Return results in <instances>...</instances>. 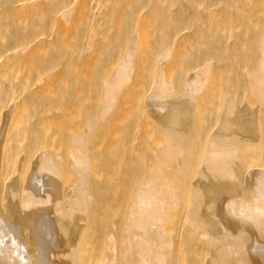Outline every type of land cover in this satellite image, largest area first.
Returning a JSON list of instances; mask_svg holds the SVG:
<instances>
[{
    "label": "rangeland",
    "instance_id": "rangeland-1",
    "mask_svg": "<svg viewBox=\"0 0 264 264\" xmlns=\"http://www.w3.org/2000/svg\"><path fill=\"white\" fill-rule=\"evenodd\" d=\"M207 1H209V3ZM236 1H238V0H235V2H234V0H230V1L229 0H227V1L226 0H205L204 2H206L207 4H214L213 10H212L213 13L211 11V13L206 14L208 17L207 16H201V17H203V18H201L200 15H195L197 10H196V5L193 3V0H174V1H172V3L174 4V8H180L179 9L180 11H181V9H183L181 12L180 11H174V12H169V14H168V12H166L165 14H167V15H165L163 17L160 16L161 19H159L157 21V23H155L153 21L156 19L153 17V19H152L153 22L151 21L152 23L151 22L148 23L149 26L147 25V28H145L142 31L144 38H143V41H141L140 46L137 48L138 54L136 55L137 58L135 57V60H134V65H135L134 67L135 68H134L133 73H132L131 81L126 86H124V88L122 89L123 91H120V94L119 93L117 94L115 101H114V105L112 104L113 108L111 107V109H109V112L107 111L106 116L102 115V116H104V118L101 117V114H103V109H102V108H104L103 102L106 100L105 99L106 97H104L105 96V91H104L105 87L107 86V82L110 81L109 79L111 78V75L114 74L113 70L115 71V68H117L116 65L118 63L117 62L118 58L120 57L119 53L121 52V49L124 48L125 45L128 44L129 40L134 37L137 30L141 29V27H143L141 24H138V22L135 24L133 23V24H128V25L124 26V28L120 29V31L118 32L119 37L112 39V40L110 39L109 43L106 42L102 46L100 45L101 47L95 48L94 50H97V51H95L93 54L92 53L89 54L88 51H85L84 50L85 47H83V49H82L85 51V55L83 54L84 51H83V53H81V52L75 53L74 51L71 52L72 50H70V53H69V51H68L67 55H68V59L71 58L70 60H67V55H66V57H63L60 59L54 58L53 53H56V51L58 50L60 45H62L60 43H63L62 40H60L61 38L58 37V39L55 40V45H53V46L48 45L49 47H51V48H48L49 50L44 49L46 52V53L44 52V56L46 54V56L49 58V59L47 58L48 61H47V59H46V61H43L45 59L41 57V56H43V54L41 55V53H40V55H38L35 58L30 59L28 61V68H24V67H27V62L24 63V65H23L24 67L22 66L23 67L22 70H23L24 74L19 73L22 75L21 77L17 74L18 72H21V71H17V72L15 71L16 74L19 76V77L15 76L16 78L17 77L23 78L24 76L26 78L27 73H30V71L32 72L31 74L33 76V73L38 70V69L36 70L35 68H33V66L35 67L37 65V66H40L39 67L40 72H43V71L45 72V73L43 72L44 75L43 74L41 75V73H40L41 78L42 77L44 78V76H45V78L42 79V82L40 83V85H42V86L41 87L39 86V88L37 89V92L35 91V93H34L32 91L33 92L32 93L31 91H29L27 89L29 91L27 94L26 93L27 87H24V89H23V90H25L24 94H23L25 97H23V95H21V97H23L21 99H24V102H25L24 104H27V103L28 104L25 105L27 109L24 108V105L22 106V108L25 109V110L22 109L25 112V114L23 112V114L21 113L22 115L20 114V116L24 119H22L20 116H18V118L19 117L21 118V121L23 120L20 125L18 124L21 129H19V126H17L18 128L15 127L14 130H12V131H15V134L13 133L12 135H10V136H12V137H10L11 141L9 140L11 143L8 141L9 146H10V144H11V146H10V151H9V149L7 151V155H8V152L12 153V155L9 153V158L10 159L13 158V159L10 160L11 164H10V162L7 163V165H9V166H6V168H8V169L5 168V170H7V171H5V172H7V174H5V177H4L5 183H7L8 181H10V183H11V180L13 182L19 174L20 175L26 174L25 178H27L28 176H30L33 173V171H34L33 166H35V163L37 161H39L38 158H40V155L42 152H44V151L48 152L49 150L51 152L56 151L55 153H58V156L60 155L58 157L60 159V162H58L60 164L59 166H60V168L64 169V170L62 169L64 171V173L60 177V179L63 180L61 182L63 184V185L61 184L63 188L61 187V189H60L61 191H57V193H55L54 195H51L50 197H51V199L53 198V196L58 197V198H60V197L63 198L62 196L64 195L65 190L67 188L69 190L71 188V185L73 184V182L77 183L79 180V178L77 176H75V174H76L75 169L72 168L73 166L70 164V154L71 153L69 150L70 147H69L68 143L70 144V142H71L70 139H72L73 133L76 134L77 131L80 132V130H81V132H84L86 129L88 130V131L87 130L85 131V135H87L86 137H88L87 140L89 142H87V143H90L89 145L88 144L87 145L90 148V150L88 148V150H89L88 156L90 158L89 160H91L90 161V165H91L90 170L92 172L89 171V173L91 172L90 174L88 173V176H90V177H87V178H89V181L91 180V184L88 181L89 188H90V185H91V189L93 186L92 190L89 189V191L92 192V194L90 193V195H91V200H92L91 202L93 204L90 202V204L88 206L89 207L88 210L85 209V210H87V213L84 212L85 210L84 211L82 210L83 212L80 211L81 210L80 208L79 209L73 208V211H74V209L78 210V211L76 210L77 213L74 211L75 212L74 214H79V215H76L75 219H74V217L72 218L73 220H75L74 223L71 219L69 220L73 224V225L71 224L72 227L75 226V223L77 225V222H78V224H80L81 220H82L83 224L81 223L80 227L79 226H75V227H79L81 229V228H83V227H81L82 225L84 226V228H85V225H86V227L88 225L87 228H89V229H86V231L84 230L85 234L82 233V235H80V234L78 236L76 235L77 237H80V239L83 238L82 243L84 245H81V244L79 245V247L82 246L84 248V249L82 248V251H81V253H83L81 255L84 257L83 262L85 261V258L86 259L88 258L85 261V263H87V264H90V263L103 264L104 260H106V259L112 260V258L113 257L115 258V256H116L117 257L116 258V264H128V263L131 264V262H133L132 264L135 263V261L138 258L137 254H135L136 252L135 253L128 252V254H127V251H129V250H128V247L125 248L127 245L125 244L126 242H124L126 240V238L128 237V234H127L128 232H126V230H125L126 229L125 228L126 227L125 222L127 223V225H129L128 224L129 221L128 222L126 221V219H129L127 214L130 215V213H131L130 210H131V207L134 205L133 201H135V200H132V199H135L132 197L134 196V194H137L139 192V189L141 188L140 184H143L145 179L149 178L150 173L154 172L153 170H155V166H157V168H158V169L156 168L155 171H159L160 167H158L159 164H157V163H159L162 160H163L162 161L163 164H161L162 165V169H161L162 171L159 174H157L160 177L159 181L162 180L161 179L162 172H164L166 174V176H171L170 173H172L174 171L172 168H174V166L175 167L179 166L180 161H181L180 166H181V164H182V166H181V168H179L180 166L177 167L178 170L179 169L181 170V171H179L180 174L176 175V173H175V175L177 177H175L174 175L173 176L175 177V179L177 178V180L179 181L180 178L183 179V177L186 175L185 176L186 178H184V180L182 182L179 181V183H181V184L176 182L177 186L175 185L177 188L179 186H181L178 189L176 188L177 192H179L180 189H182V192H183L182 195L180 193V195H179L180 197L178 196L179 197L178 200L180 199L179 200L180 204L178 203L179 208L177 206H175L177 208H176V211H174L175 209L173 207V209H172L173 211H171L172 218L170 217L166 221V223L168 222L167 225L164 226V227L168 228L171 231V233H173V236H174L175 231H176V237L174 236L175 238H177L181 234L179 236V240L175 241L178 243L172 244L173 247H175V245H176L175 248H177L176 250H175V248H171V250H172L171 253H173L174 255L171 254L169 261L165 262V264H171V263L172 264H180L181 262H182L181 264H186V263L188 264L190 262L192 264H195V263L197 264L198 258L202 257L203 259L200 258V260L205 261L206 260L205 258H209V256L213 255L214 252L216 253L217 249L216 250L214 249V248L218 247V244H216L218 242H216V240L220 241L216 238L217 236L215 237V234L210 233L211 236L213 235L214 238H216L215 239V242H216L215 245H217V247H214V246H212L214 244L213 236H212L213 239H210L211 238L210 234H209V236L207 235L206 237H202V236L200 237L199 233H198L199 230L195 231L194 230L195 228L194 229H192L193 227L190 228L189 226H191V224L186 223V225H185V222H182L183 221L182 218H183V216H185L183 213L187 212L185 209L189 210L190 209L189 206L193 202V201H191L192 200L191 198L193 196L191 194L192 191L189 190L191 192H188V190H186V188H188L191 183L198 182L197 178H198V180L199 179L201 180L203 178L201 173H200L201 172L200 168H202V171H203L204 168H206L204 166L207 165L206 164L207 158H205V157L208 155H206L207 151L205 149L208 150V148H206L205 146H207V147H209V145L211 146L210 143L212 141V137L217 136L216 134L220 133V131L223 132L220 134L226 133L225 136L230 135V137H227V140L232 138L234 135V137L232 138L233 140H235L236 137H237V139H240L242 137V141H243V139L245 137V140L251 142L249 144V143H246L247 141L244 140V143H245L244 144L243 142L240 141L241 143H240V145H238L239 148H237L239 161L242 157H244V156L246 157L248 154L252 155V153H255V156H254V154L252 156L250 155L249 156L250 158H248V156H247L246 161L244 160L245 159V157H244V159H243L244 163L240 162L241 163L240 164L239 161H237L238 156H236L237 158L235 157L237 159L235 161H237V162L233 161V162H231V164L229 163V165H231V166H232V163H233V165L235 164V166H234L235 168H236V165L240 164L243 167V169L245 168L246 174L244 175V173H245L244 170L242 172L240 170V169H242V167L240 168V166L238 165L239 167H237L238 171H236V173L238 174L240 172V174L238 177H235V178H237V180H240L239 178H241L242 180H241V182L238 181L239 185L237 184L238 185V187L236 188L237 190L234 191L233 188L231 187V190H233V191L230 192L229 195H227V199L226 200L224 199L223 203L220 202L221 200H218V202H220L218 204V202L215 201L214 197L215 198H218V197L222 198L223 195L219 194L220 191H219L218 184L221 187L220 189L228 190V188L230 187L229 178L226 177L225 181L223 180L224 182H222L221 180L219 181V178H223V177L225 178V176L217 178V176L215 175L214 178L216 177L217 179L215 178V180H218L219 183L217 181L210 180L208 178L210 180V183H209V180L204 177L206 179L205 183L208 182L209 184L208 183L205 184V187H207L208 190H207V188H204V189H206V192L204 189L203 190L205 192V195H207V196L209 195L208 196L209 200H213V201L207 203L206 201H209V200H206L207 199L206 197H205V199L201 198V199H204V202H202L203 200H201V202H202V203L200 202L201 205L206 207V208H204L205 210H207V208H208L209 212H210V209L212 210V208L214 210V207L217 205L222 204L221 207L222 206L223 207L220 208L217 206L216 210H214V211L212 210V212H214L213 214H215V211L217 212L216 214H217V216H219L220 219H218L217 216L215 218V215H214V217H212L213 214H212V216L209 215L210 217L206 218V216H208L207 214L209 213L206 211L207 214H206V216L205 215L204 216L207 219V221H205V220H203V221H205V223L209 222V223H211V225H213L212 223H214L213 227H215V224L218 225L219 223L224 222V223L219 224L221 226V228L220 227H218V228H220V231L221 230L224 231L225 227L228 228L223 233L227 234L226 238L231 237L230 236V230H229L230 229V224H229L230 223V217H229L230 212L226 211L227 209L225 207L227 205V202L229 201L228 198H231L232 195H234V196L237 195V193L238 194L240 193V195L241 194L247 195L248 191L246 190V188L249 187V180H247V173L249 174L248 171L250 170V172H251L252 169L257 170L258 168L264 169V166H263L264 165V160H263L264 159V100L263 99L264 98L263 99L261 98L262 100H260L258 98L259 96H257L258 94L256 93V91L253 92V89L251 90V88H252L251 85L253 84V81L255 80V77L251 76V75H253L254 72L257 71V68H258L257 64H258V62L260 63V61H258L260 59L259 54H260V56H262L261 53H262V47L263 46L260 42L264 41L263 40L264 39L263 38V36H264V27H263V24H264V0H254V2H253V0L252 1L249 0V2L245 1L244 2L245 7L243 6V8H245L246 11H244V9H243V12L246 15H244V16L242 15L243 17L238 14L239 12H237V11H240L239 7H238L239 4H240V8L243 4H241V1L240 2L238 1V4H237ZM228 2H230V4L232 3L234 6L232 4L229 5ZM227 3H228V5H227ZM235 6H237V7H235ZM225 9H226V11H225ZM224 12H226L227 14ZM228 13L231 14L230 17L232 18V20H230V21L232 22V24L229 23V20H228L229 17L228 16L230 14H228ZM240 13L242 14V12H240ZM151 15L153 16V13H151ZM201 15H202V13H201ZM203 15H205V14L203 13ZM244 17H245V20H243ZM200 18L201 19L208 18V22L206 19H205V21H203V20H200ZM219 19H221V21ZM224 19H225V21H223ZM199 20H200V22H199ZM201 21L205 22L206 25L207 24H210V26L212 25L211 26V29L213 28L212 31L209 29L210 31L207 32L206 27L204 28V25L202 24L203 22H201ZM245 21H248V24ZM259 21H260V23H258ZM236 22L238 25H236ZM249 22L250 23L253 22L252 23L253 27H252V25H250ZM78 23L76 25L79 29L76 28V25H73L74 28H72V30L74 31V30L78 29L79 31L78 30L77 31L79 34L78 33H77L78 35L75 34V32H77V31L72 32L75 35V37H74L75 39L72 37V39H70V41L72 40V42L74 44H76V42H77V44L81 43V45H82V43L85 41L84 40L85 35L83 37V41L80 42L81 39H80L79 35L83 36V33L81 32V30L82 31H84V30H83V26L80 29L82 22L80 21V23L79 24ZM243 23H244V25H243ZM245 23H246V25H245ZM256 23L258 26L256 25ZM240 24H241V26H240ZM228 25H230V27H228ZM249 25H250V27H252L251 29H250ZM259 25L261 27H259ZM254 28H255V30H254ZM256 28H257V30H256ZM201 29H203V30L201 31ZM238 29L241 31H239ZM70 30L71 29L69 28V31ZM199 30L201 31L200 32V34H202L201 36L198 35ZM69 31H68V33L65 32V34L67 33L68 36L70 34ZM237 32H240L239 33L240 36L239 35L237 36ZM85 33L87 34V32H85ZM70 35L72 36V34H70ZM64 36H62L63 40H64ZM76 36H78V38ZM82 36H81V38H82ZM202 36H204V38H206V39H204V38L202 39ZM198 38H200V39H198ZM171 40L173 43L171 42ZM70 41H68V42H70ZM69 44L71 46V43H69ZM77 44L72 45L73 50H74L75 46L78 47ZM259 44H260V46H259ZM78 45H80V44H78ZM80 46H79V49H81ZM170 46H172V53L168 58L165 59L163 57H164L166 51L170 48ZM260 49H261V51H259ZM75 51H76V49H75ZM122 52H123V50H122ZM77 54L79 55V57ZM120 54H122V53H120ZM69 55H71V57H69ZM82 56H84L85 58H83ZM38 57H41V58L38 59ZM34 59H35V62H34ZM115 60H116V62H115ZM30 61L31 62L33 61V62L31 63ZM209 63H210V66L212 65L210 68L211 71L209 72L210 75L208 74L207 80L205 81L206 82V84L204 85L205 89L203 88V90H201L202 92L201 91H200L201 93L199 92L200 94L197 93L198 95H195V98L193 97L194 98V103L192 106V108H194V109H192L193 112L190 111L189 115H187L185 113L183 114L182 112H180V115L178 114L177 116L178 117L181 116V117H179V119L180 118L181 119L178 122L176 120L171 125L170 124L171 122L168 120L169 110H171L172 107H173V109L175 107H177L179 105L178 102L183 101L185 99L184 97L187 98V95H189V93H190V91L188 93H186L187 90H185V89L183 91V83H185L186 80H188L190 78V76L193 74L194 71L198 70L196 68L203 69V67L205 68V65L206 64L208 65ZM162 65L166 66V67L165 66L163 67V70L165 68H166V70L168 69V71L164 70V77H165V78L163 77L164 81L169 83V85H171V87L173 89H171L170 92L165 93L167 95V97L166 98L163 97L164 100H161L163 95L161 96V98H159V100L157 102L158 103L157 106L159 108H157V109H158L159 113H160V111L162 113H160L161 115H159L160 117H158V115H157L158 112L156 110H154V112H153L151 110V108L150 109L148 108V105L150 104V102H152L151 100L154 101V100L158 99L156 97H155L156 99H154V96L155 95L157 96V94H158L157 90H156V85H157V82L159 81L158 78L161 75L160 72H162V68H161ZM254 65L257 66L256 69H255ZM114 66H115V68H114ZM45 67H46V69H45ZM254 69L256 71H254ZM187 72H188V74H187ZM189 73H190V75H189ZM16 74H12L11 77L13 75H16ZM31 74H29V75L31 76ZM36 74H38V71ZM34 75H35V73H34ZM255 76H256V74H255ZM12 78H14V77H12ZM181 91H183V92H181ZM184 92L187 95H185ZM182 93H183V95H182ZM33 94H34V96H33ZM165 94H164V96H166ZM27 95L28 96L31 95L32 98H30V96L28 97ZM33 97H35V98H33ZM168 97H169V102H168ZM29 99L31 100L32 104H34L36 102L34 107L37 106V109H36V107L34 109V107H32L33 105L30 107L31 104H30ZM33 99H35V100H33ZM185 100H187V99H185ZM196 100H197V102H196ZM175 101L177 102L178 105L174 104ZM183 102H181V103L179 102V103L182 104ZM229 102H231V104H229ZM40 104H42V105H40ZM183 104H182V106H183ZM170 105H171V107H170ZM231 105H232V107H231ZM179 106H178V108H180ZM38 107L40 108V111H38L39 110ZM28 109H30V110H28ZM32 109L36 110L35 111L36 113L38 112L36 117H34L35 116V112H34V115L32 118L33 122H31L32 119H31V121L29 120V118H31L30 114H32L34 111ZM164 109H165V111H164ZM251 109H253L254 111ZM257 109H259V111ZM44 110H45V112H44ZM148 110L153 112L152 113L153 118H151L152 117L151 113H150V111L148 112ZM255 110H257L258 113H256ZM235 111H238L237 113H240L239 115H241V116L243 115L242 117H245L244 118L245 122L242 121V123H241V120H243V118L240 117L241 118L240 119L237 113H236V117H234ZM251 111L255 112L256 115H254V113H252ZM232 112L234 113V115H232L233 114ZM26 113L29 115V118H28V116L26 117V115H27ZM227 113L229 116H230V114L233 116V117L230 116L232 119H229L230 117L227 118V116H228ZM107 114H108V116H107ZM154 114L157 115V117L159 119L156 118ZM24 115H25V117H23ZM252 115H254V116H252ZM164 116H165V119H163V118L161 119V117H164ZM246 117L247 118L249 117L248 121H247ZM255 117H257V118H255ZM20 118H19V120H20ZM101 118H102V120H101ZM41 119L43 121H41ZM51 119H54L53 120L54 122ZM36 122H38V123H36ZM91 122H93V123H91ZM48 124H51V125L48 126ZM91 124H93V126H90ZM241 125H244V126L242 127ZM34 126H36V127H34ZM97 126H98V128H97ZM234 126H235V128H234ZM49 127L51 130L49 129ZM33 128H35V129L33 130ZM165 128H166V131H168L169 128H171L170 129L171 132H173V130L176 128L174 130L173 134L176 133L175 138H177V140H179V138H181L179 141L171 142L176 146V148H172L173 145H171L170 143L168 146V141L166 143L167 137L165 135V132H166ZM255 128H257V130H259L260 132L258 131L259 133L258 132L256 133L257 130ZM18 129L21 131H19ZM44 129L47 130L50 134H53V137H50L52 135H50L48 133V136L46 138H39V136L41 137L43 131H45ZM187 129L188 130L190 129L189 130L190 132H188ZM240 129H241V131H239ZM178 130H180V131H178ZM17 131H18V133H17ZM41 131H42V133H40ZM184 131L186 132V134ZM238 132H240V135L243 133L241 135V137H240ZM26 133H28V134H26ZM180 133L181 134L184 133L186 136H187V134H189L188 136H190V138L187 136L188 139H186L185 135H184L185 137L182 138ZM235 133L238 134L239 136H237ZM19 134H21V135H19ZM36 134H38V135L36 136ZM179 134H180V136H179ZM213 134H214V136H213ZM261 134H262V136L260 137L259 135H261ZM28 135H30L31 136L30 138L33 140H31ZM164 136H165V138H164ZM248 137H249V139H248ZM259 137L261 138L260 142H259V140H260ZM20 138L21 139L23 138V139L20 140ZM250 138H251V140H250ZM253 138L254 139L259 138L257 140V143L259 142L261 144L260 145V146H262L261 148L259 145L255 146L256 144L251 145V144H253V142H256V140H254ZM210 139H211V141H209ZM232 139H230V140H232ZM28 140H29V142H28ZM68 140H69V142H67ZM185 140L187 142H185ZM180 141L183 143H181ZM179 142L181 144L177 145V143L179 144ZM113 144L114 145L116 144V145L114 146ZM98 145H100L102 148L99 147ZM103 145H106V146H103ZM165 145H166V147H165ZM14 146H15V148H13ZM252 146H254V148ZM7 147H8V145H7ZM178 147H179V149H178ZM168 148H169V150H172V149H174V150H172V151L168 150L166 152V150ZM175 149H176V151H175ZM183 149H185L186 152L190 151L191 154H190V152H188V154H190V155H188L186 152H185L186 153L185 155L181 154V153L179 154L178 151H182ZM250 149L252 150V152ZM96 151H98V152H96ZM25 152H28V153H25ZM174 152H176L175 154L178 153L180 155V157H179V155H175ZM239 152L241 154L244 153L243 156L240 155ZM246 152H248L247 155H246ZM24 154H26V155L28 154L25 162H24V158H25ZM173 155H175L176 158L172 157ZM182 155H184V157H182ZM235 155H236V153H235ZM260 155L263 158H261ZM240 156H241V158H240ZM159 157H161V158H159ZM28 158H29V160H28ZM105 158H108V159H105ZM157 158H159L161 160H159ZM179 158L181 160H179ZM183 158H184L185 162L183 161ZM14 159H15V161H14ZM21 159H23V162L21 161ZM111 159L113 162L111 161ZM18 160H19V162L21 161L22 164L25 163L26 165L29 161L28 167L26 166L27 168L24 165V169L25 168L27 169V170L25 169V171H24L25 173H23L24 169L21 170L22 168H20L22 173L19 171V169L17 167L20 165L19 162L17 165ZM34 160H35V162H34ZM243 160H242V162H243ZM26 161H27V163H26ZM176 161H179V162H176ZM164 162H166V163H164ZM260 162L261 163L263 162V165L260 164ZM185 163H186V165H185ZM256 163H257V165H255ZM22 164L19 167H23ZM103 164H105V165H103ZM204 164H206V165H204ZM242 164L245 166H243ZM247 165H248V167H247ZM259 165H261V166H259ZM67 166H70L71 170H70V167H67ZM107 167L109 168V170ZM170 167H171V169H170ZM256 167H258V168H256ZM16 168H17V170H16ZM30 169L32 170L31 171L32 173L30 172ZM177 169H175L176 172H177ZM69 170H70V172H69ZM171 170H173V171H171ZM17 171L19 172V174ZM8 172H9V174L11 173V175H9ZM27 172H28V176H27ZM164 173H163V176L165 175ZM208 173L211 174L210 172H208ZM93 174H94V176H93ZM172 174H174V172ZM241 174H242V177L244 175L243 178L240 177ZM64 175H65V177H64ZM181 175H184V176H181ZM212 175H214V174H212ZM6 176L8 179L6 178ZM53 176H55V175H53ZM55 177H57V176H55ZM75 178L76 179L78 178L77 182H76ZM204 178H203V180H204ZM235 178H234V180H236ZM55 179H58V181H59L58 177ZM211 179H213V177ZM66 180H67V182H66ZM246 180L248 181V183ZM211 181H212V184H211ZM226 181H228L227 183H229V184L226 185L225 184ZM71 182H72V184H71ZM214 182H217V183H215V186L213 185ZM245 182H246V184H244ZM67 184H69V185H67ZM210 186H211V188H210ZM138 187H140V188H138ZM241 189L243 191L246 190L247 191L246 194L242 193ZM96 190H98L99 194ZM209 190L211 193L213 191L214 192L216 191L215 193H218V195L215 193H212V194H214V196H212V194L210 196V194L207 193V191H209ZM204 192H202V193H204ZM60 193H62L63 195ZM56 194L59 196H57ZM50 197H49V199H50ZM134 197H136V196H134ZM210 197H211V199H210ZM58 198H56V199H58ZM214 201H215V203H214ZM53 203L51 202V206H49V207H53L52 206ZM204 203H205V205H203ZM211 203H213V206H209ZM48 204L49 203H47L46 205H48ZM67 204H69V203H67ZM70 205H72V204H70ZM116 205H117V207H116ZM55 206H57V205L55 204ZM210 207H212V208H210ZM79 211L81 214L79 213ZM218 211H220L221 214ZM223 212H225V213H223ZM91 213H93V214H91ZM99 213L102 215H100ZM219 214L221 215V217ZM58 215L60 216L61 213L55 212V214L52 213L51 216H53V217L56 216L57 219H59ZM179 215H181L182 217ZM85 216L87 219L85 218ZM173 216H175V218ZM63 218H64V215H63ZM63 218H61V219L63 220ZM65 218H64V220H66ZM205 218H201V219H205ZM209 218H211V219H209ZM213 218H215L216 220L218 219L220 222L216 223V221ZM67 220L64 221V223L60 220L61 221L60 223L61 224L63 223L62 225L65 229L67 227V226H65V222H66V225H67V223H69V224L71 223V222H67ZM84 221H85V224H84ZM86 223H89V224H86ZM166 223H164V224H166ZM205 223L203 222L204 225H205ZM209 223H208V225H210ZM224 224H226V225H224ZM184 225L186 226V228L184 227ZM217 225H216V227H217ZM192 226H193V224H192ZM194 226L196 227L195 224H194ZM222 226H224V229L222 228ZM127 227H129V226H127ZM198 227H200V226L198 225ZM205 227H207V225ZM205 227H204V229H205ZM211 227L209 226L208 229L212 230ZM68 228L71 229V226ZM189 228L191 230H188ZM65 229H64L65 233L61 232V234H60L61 235L60 238L63 241H62V248L59 249V251L61 253L63 252L65 255H63L59 252V254L57 255L58 257L55 256V257H53V259H55L57 257L56 258V260H57L59 258V255H61L60 258L58 259L59 261L69 262L72 260V257L67 256L66 254H68V253H65L66 250L69 248L67 245L68 243H66L67 240H65V239H67V237H65V234L68 231H65ZM213 230H215L214 232H218V231H216L215 228ZM168 231L166 229V234L170 233V231L169 232ZM180 231H182V232H180ZM245 231H246V229H243L242 231H240V234L241 233L244 234ZM125 233H126V235H125ZM177 233H179V234H177ZM218 233H220V232H218ZM62 234H64V235H62ZM109 234L110 235L112 234L111 236H113V238L115 237L113 239V244L115 247L117 246V249L115 248V250H117L116 252L113 251L112 248H110L109 240H108L110 237ZM220 234H222V233H220ZM225 234L223 236H226ZM68 235L69 236H75L74 234H72V235L67 234L66 236H68ZM106 235H107V237H106ZM124 235L126 236L125 240H123ZM63 236L65 237L64 239L62 238ZM170 236H172V234L171 235L168 234V236H165V232H164V238L167 239V240H165L166 242H169V241L171 242V241L175 240V238L173 236L172 237H170ZM207 237L208 238L210 237L209 240ZM242 237H244V238H239L238 243L239 242L245 243L247 241V238L245 236L242 235ZM104 238H106V240ZM172 238H173V240H172ZM89 239H91V241ZM69 240H70V238H69ZM84 240H86V242H87V243L85 242L86 244L84 243ZM89 241H90V243H89ZM210 241H211V243H210ZM114 242L116 243V245ZM193 242H195V243H193ZM206 242H208V243H206ZM220 242H222V241H220ZM106 243H107V246H106L107 248L104 246ZM121 244H123V245L125 244V245L123 246ZM195 244H196V246H195ZM64 245H66V246H64ZM209 245H211L212 248L208 247ZM219 245L221 246V244H219ZM108 246L111 249V251L108 248ZM186 246H188L187 249H185ZM231 246L233 247V245H231ZM182 248H184V249H182ZM212 249H214V251ZM235 249H237L236 246H235ZM244 249L245 248H242V249L240 248L241 251L242 250L244 251ZM83 250H85V251H83ZM181 250L183 253H181ZM232 250H234V247L232 248ZM124 252H126V253H124ZM192 253H193V255H192ZM194 253L197 254V255L195 254L197 258L195 257ZM200 253H201V255H200ZM175 254H176V256H175ZM206 254L209 256H207ZM82 256H81V258H83ZM123 256L127 257V258L124 259ZM63 257L64 258L69 257V258H71V260L70 259L65 260V259H63ZM185 257L187 258L186 260L184 259ZM188 259L190 262L188 261ZM192 259H193V261H192ZM170 260H171V262H170ZM206 261H205V263H206ZM203 262L199 261V263H201V264Z\"/></svg>",
    "mask_w": 264,
    "mask_h": 264
},
{
    "label": "bare ground",
    "instance_id": "bare-ground-1",
    "mask_svg": "<svg viewBox=\"0 0 264 264\" xmlns=\"http://www.w3.org/2000/svg\"><path fill=\"white\" fill-rule=\"evenodd\" d=\"M172 1H174V0H0V264H81L83 262V260H84V257L81 255V254H83V253H81L83 247L80 246L81 247L80 248L79 245L80 244L84 245V244L82 243V239L83 238L80 239V237H77V236L79 234L82 235V233L85 234L86 229H89V228H87L88 225H87V227L85 225V228H84L83 225L81 226L83 228H81V229L79 228L80 224L81 223L83 224L82 220L81 221L79 220L81 222L80 224H78V222H77V225H76V223H75V226H79V227H75V226L72 227L73 224H72L71 221H69L71 219L73 221V223H74L75 220H73L72 218L74 217V219H75L76 215H79V214H74L76 212V210L79 209V208L81 209L80 211H82V210L84 211L85 209L88 210V208H89L88 206H89L90 202L92 201L91 200V195H90V193L92 194V192L89 191V189H91V185H90V188H89V184H88L89 178H87V177H90V176H88V173H89V171H91L90 170V166H91L90 165V161L91 160H89L90 158L88 156L89 155L88 152L90 150L88 145L90 143H87L89 141L87 140V138H88V137H86L87 135H85V131L87 129L84 132H81V130H80V132L77 131L76 134L73 133V135H72L73 137H72V139H70L71 142H70V144L68 143V145L70 147V148L69 147L68 148H69L70 153H71L70 154V164L73 167L71 165L70 166L75 169V172H76L75 176H77L79 178V180H78V178L77 179L75 178L76 182H77V180H78V182L74 183L72 181L73 184L71 182V184H72L71 188L69 190H68V188L67 189L65 188L66 190L64 192V195L62 194L63 192L60 193V194L63 195L62 196L63 198H61V197L58 198V197H54L53 196L54 199L53 198L51 199V197H50L51 195H54L55 193H57V191H61L60 189H61V187L63 185L61 183L63 180H61L60 177L63 175V173H64L63 170L64 169L60 168V166H59L60 164L58 163V162H60V159L58 158L60 155L58 156V153H55L56 151H54V150H53L54 152H51L49 150L48 152L44 151V152L41 153L40 158H38L39 161H37L35 163V166L32 165L34 167L33 168L34 169L33 173L31 172L32 170L30 169V172L32 173L30 176H28V172H27V176L28 177L25 178L26 174L25 175L24 174L20 175L19 172L17 171L19 175L15 178V180L13 182L11 180V183H10V181L5 183L4 177H5V174H7V172H5V171H7V170H5V168H6V166H9V165H7V163H9L10 160L13 159V158H11V159L9 158V153L10 152H8V155H7V151H8V149L10 151V146H11V144L9 146V142L11 141L10 137H12L10 135H12L13 133L15 134V131H12V130H14L15 127L18 128L17 126H19L22 123L23 120L21 121L22 117L20 116V114L21 113L23 114V112H24L23 110L27 109L25 105L28 104V103L24 104L25 103L24 99H21V98L25 97L23 95L25 90H23V89H24V87H27L26 88V91H27L26 93L27 94H28L29 91H31V92L33 91L35 93V91L37 92V89L39 88V86L40 87L42 86V85H40V83L42 82V79L45 78V76H44V78L43 77L41 78V75L43 74V72H44L43 70L44 69L42 70L43 72H40L39 71L40 70V68H39L40 66L36 65L34 67L32 64L31 65L33 66V68H35L36 70L38 69L37 70L38 74H36L37 71L35 70L36 72H34L35 75L33 73V76L31 74L32 72L30 71V73H27V77L26 78H25L24 75H23L24 76L23 78H18L19 76L20 77L22 76L21 74H24V72L22 70L23 67H24L23 66L24 63L27 62V67H24V68H28V61L30 59L35 58L36 56L40 55V53H41V55L43 54V56H44L45 50H49L48 48H51L48 45H50V46L55 45V40H57L58 37L61 38V39L60 38L59 39L62 40L63 43L65 42L64 43L65 45L63 43H60L62 45H60V47L58 48L56 53H53V56L56 59H58V58L60 59V58L66 57L68 51L70 53V50H72L71 52L74 51L75 53H77V52L83 53V51L85 50V51H88L89 54H91V53L93 54L95 51H97V50H94L95 48L101 47L106 42L109 43L110 39L112 40V39H115V38L119 37L118 32L120 31V29L124 28V26H126L128 24H133V23L135 24L137 22H138V24H141L143 27H141V29L137 30V32L134 35V37L129 40L128 44L125 45V47H124L125 49L122 48L121 52L119 51L122 54L119 53L120 57L118 56L119 57L118 61H117L118 63L116 65L117 68H115V66H114V68H115V71L113 70L114 74L112 73L113 75H111V78L109 79L110 81L107 82V86L105 87V90H104L105 91V96L104 97H106L105 98L106 100L104 99L105 100L103 102L104 103V108H102L103 109V114H101V117L104 118V116H106L107 111L109 112V109H111L112 104L114 105V101H115V98H116L117 94L118 93L120 94V91H123L122 89L124 88V86H126L131 81L132 73H133V70L135 68L134 67L135 66L134 65V60H135L136 55L138 54L137 53V48L140 46V43H141V41H143V38H144V36L142 34V31L145 28H147V25L149 26L148 23H150L152 21L153 17L157 19V20L156 19L153 20L155 23H157V21L159 19H161L160 16L163 17V16L167 15V14H165L166 12H168V14H169V12L180 11L179 10L180 8H174V4L172 3ZM204 1L205 0H193V3L196 5V10H197L195 15H200V17L201 16H207L206 14L211 13V11L213 10L214 4H207ZM238 1L239 2L241 1V4H243V5L240 8V4H239L238 7H239L240 11H237V12H239L238 13L239 15H241V16L243 15L244 16V15H246L243 12V9H244V11H246L245 8H243V6L245 5L244 2L245 1L249 2V0H238ZM238 1H236L237 4H238ZM250 1H252V0H250ZM207 2L209 3V1H207ZM234 2H235V0H234ZM253 2H254V0H253ZM228 3H229V5H231L233 2L231 4H230V2H228ZM228 3H227V5H228ZM235 7H237V6H235ZM226 9H225V11H226ZM182 10L183 9H181V11ZM240 12H242V14ZM151 13H153V16L151 15ZM201 13H202V15H201ZM203 13L205 15H203ZM212 13H213V11H212ZM224 13H226V12H224ZM228 14H230V13H228ZM230 16H231V14L228 16L229 17L228 20H229V23L232 24V22L230 21V20H232V18ZM201 18H203V17H201ZM201 18H200V20L205 21V19H206L207 22H208V18H205V19H201ZM200 20H199V22H200ZM219 20L221 21V19H219ZM243 20H245V17H244ZM80 21L82 22L81 23L82 25L80 24L81 25L80 29L83 26V30H84V31L81 30V32L83 33V36L81 35L82 38L79 35V37L81 39L80 42L83 41L84 35H85L86 38L84 37L85 41L82 43V45H81V43H78L82 47L80 45H78L77 42H76L78 47L75 46L74 50H73V46L72 45H76V44H74L72 42V40L70 41V39H72V37L73 38L75 37L74 33H72V32L77 31L79 29L76 24L78 22L80 23ZM203 21H201V22H203ZM223 21H225V19ZM245 22H247V24H248V21H245ZM252 23H250V25H252ZM258 23H260V21ZM202 24L204 25V28L206 27V31L207 32L210 31V30L212 31V29H213V28L211 29L212 25L210 26V24H207L208 25L207 26L205 22H203ZM73 25H76V28H78V29L73 31L72 30V28H74ZM230 25H228V27H230ZM236 25H238L237 22H236ZM243 25H244V23H243ZM245 25H246V23H245ZM250 25H249V27H250ZM256 25H257V23H256ZM240 26H241V24H240ZM252 27H253V25H252ZM252 27H250V29ZM259 27H261V26L259 25ZM263 27H264V24H263ZM69 28L71 29L70 31H69ZM203 29H201V31ZM254 30H255V28H254ZM256 30H257V28H256ZM68 31H69L70 34H72V36L70 34H69L70 37L67 35ZM78 31L75 32L76 35L79 34ZM201 31L199 30V33H198V35H200V36L202 35V34H200ZM239 31H241V30H239ZM65 32H67V33L65 34ZM85 32H87V34ZM239 33L240 32H237V36L239 35ZM62 36H64V40L65 41L63 40ZM204 36H202V39L204 38ZM76 37L78 38V36H76ZM263 38H264V36H263ZM198 39H200V38H198ZM204 39H206V38H204ZM172 40H171V42H172ZM68 41H70V42H68ZM69 43H71L72 47L70 46ZM260 43L263 46L262 47V53H261L262 56H260V54H259V58L260 59L258 58L259 59L258 61H260V63L258 62V64H257V66H258L257 71L258 72L255 70L256 67H257V66H255L256 64L254 65L255 66L254 71H256V72H254L252 70L254 72V74L251 75V76H254L255 80L253 81V84L251 85L252 86L251 90L253 89V92L256 91V93L258 94V95L257 94L256 95L259 96L258 98L260 100H262L264 98V41L260 42ZM79 46H80L81 49H79ZM259 46H260V44H259ZM83 47H85L84 50H82ZM75 49H76V51H75ZM122 50H123V52H122ZM85 51L83 53L84 55H85ZM259 51H261V49ZM171 53H172V46H170V48L166 51V53H165L163 58H165V59L168 58L171 55ZM79 55H78V57H79ZM43 56H41L42 58L45 59L43 61H46V59L48 57L46 56V54H45L44 57ZM41 57H38V59L41 58ZM69 57H71V55H69ZM82 57L85 58L84 56H82ZM48 59H47V61H48ZM70 59L71 58L68 59V55H67V60H70ZM34 62H35V59H34ZM115 62H116V60H115ZM164 66L163 65L161 66L162 72H160L161 75L159 76V78H158L159 81L157 82V85H156V90H157L158 94H157V96L156 95L154 96V99H156V98H158V99L154 100V101L151 100L152 102H150V104L148 105V108L149 109L151 108V110L153 112H154V110H156L158 112L157 108H159V107L157 106L158 105L157 102H158L159 98H161V96L163 95L161 100H164L163 97H165V98L167 97V95L165 93L170 92V90L173 89L171 87V85H169V83L164 81V78H165L164 77V70H166V68L163 70ZM209 66H210V63L208 65L206 64L205 68L203 67V69L196 68L198 70L194 71L193 74L190 76V78L189 79L187 78L188 80H186V82L183 83V91L185 89V90H187V92L185 91L186 93H188L189 91H190V93H189V95H187L184 92L185 95H187V98L186 97H184V98L187 99V100H185V99L183 100L182 99L184 102L183 101H179L180 103L181 102L184 103V104L182 103L183 106H182V104H180L178 102V104L180 105L179 106L177 104V102L175 101L174 104L178 105L180 108H178V106H177L174 109L172 107V109L169 110L168 120L171 122L170 123L171 125L176 120L178 122L181 119V118L179 119V117H181V116H179V117L177 116L178 114L180 115V112H182L183 114L185 113L187 115H189L190 111L193 112L192 109H194V108H192V106H193V103H194L195 95H198V94H200L202 92L201 90H203L204 85L206 84L205 81L207 80V76H208V74L210 75L209 72L211 71L210 68H211L212 65L210 67ZM45 69H46V67H45ZM15 71L16 72L17 71H21V72L17 73L19 76L16 74ZM166 71H168V69ZM19 73H21V74H19ZM40 73H41V75H40ZM12 74H16V75L12 76L15 79L11 77ZM29 74H31V76ZM187 74H188V72H187ZM255 74H256V76H255ZM189 75H190V73H189ZM15 76H18V77L16 78ZM183 91H181V92H183ZM164 94L166 96H164ZM21 95H23V97H21ZM31 95H29L30 98H32ZM182 95H183V93H182ZM33 96H34V94H33ZM33 98H35V97H33ZM33 100H35V99H33ZM168 102H169V97H168ZM196 102H197V100H196ZM30 104H31L30 107L32 105H33L32 107H34L36 102L34 104H32L31 100H30ZM229 104H231V102H229ZM23 105H24L25 109L22 108ZM40 105H42V104H40ZM35 107L37 109V106H35ZM35 107H34V109H35ZM39 107H38V109H39L38 111H40ZM170 107H171V105H170ZM231 107H232V105H231ZM34 109H32V110H34ZM28 110H30V109H28ZM251 110H253V109H251ZM257 110L259 111V109H257ZM257 110H255L256 113H258ZM35 111L36 110H34L32 114H30L31 118H29V115L27 114L28 112L26 113L27 114L26 117L28 116L30 121L33 118V115H34ZM149 111L150 110H148V112ZM152 111H150L151 116H152L151 118H153V114H152L153 112ZM164 111H165V109H164ZM253 111H251V112L254 113V115H256L255 112H253ZM44 112H45V110H44ZM237 112L238 111H235V115L232 112L233 113L232 115H234V117H236V113ZM37 113L35 112V116L34 117H36ZM158 113H157V115H158V117H160L159 115H161L160 113H162V112L160 111V113L159 114ZM24 114H25V112H24ZM237 114H238L239 118L240 117L243 118V120H241V123H242V121L245 122V119H244L245 117H242L243 115L242 116L239 115L240 113H237ZM102 115H104V116H102ZM157 115H155L156 118H158ZM227 115H228V113H227ZM232 115L230 114L231 117H233ZM254 115H252V116H254ZM18 116L21 117V118L19 117L20 120H19ZM107 116H108V114H107ZM230 116L228 115L227 118L230 117ZM23 117H25V115ZM231 117L229 119H232ZM162 118L165 119V116L161 117V119ZM248 118L246 117L247 121H248ZM255 118H257V117H255ZM22 119H24V118H22ZM51 120L53 121L54 119H51ZM101 120H102V118H101ZM41 121H43V120L41 119ZM31 122H33V119H32ZM36 123H38V122H36ZM91 123H93V122H91ZM50 125L51 124H48V126H50ZM90 126H93V124H91ZM241 126L243 127L244 125H241ZM34 127H36V126H34ZM97 128H98V126H97ZM234 128H235V126H234ZM19 129H21L20 126H19ZM34 129L35 128H33V130ZM49 129H50V127H49ZM170 129L171 128H169V130L166 131V128H165L166 132L164 131L165 135L167 137L166 143L168 141V146H169V143H170L171 145H173L172 148H176V146L173 143H171V142L179 141L181 138H179V140H177V138H175V134L176 133L173 134V132H174V130L176 128L173 130V132H171ZM255 129L257 130V128H255ZM189 130H188V132H190ZM19 131H21V130H19ZM46 131L47 130L43 131V133L41 131L40 133H42V135H41V137L39 136V138H46L48 136V133H49L48 131L47 132ZM178 131H180V130H178ZM239 131H241V129ZM258 131L259 130H257L256 133ZM17 133H18V131H17ZM28 133H26V134H28ZM220 133H223V132L220 131ZM220 133H217L216 134L217 136L212 137V141H211V139L209 140V141H211V143L209 142L211 144V146L210 145H209V147L205 146L206 148H208V150L205 149L207 151L206 155H208V156L205 157V158H207L206 159V164L207 165L204 164V165H206L204 167H206L207 169L203 167L204 170L202 171V168H200V171H201L200 173H201L203 178L204 177L206 179L209 178L210 180L217 181L218 183H219L220 180L222 182H224L226 177L229 178V183L230 184L227 183L228 181H226V183H225L226 185L227 184L230 185L228 190L220 189L221 187L218 184L219 191H220L219 194L223 195L222 198L218 197L219 198L218 199V198L214 197L215 201L218 202V200H221L220 202L223 203L224 199L225 200L227 199V195H229L230 192H232L233 190L234 191L237 190L236 188L239 185L238 181L241 182V180H242L241 178H239L240 180H237V178H235V177H238L239 174H240V172L238 174L236 173V171H238L237 167L240 166V168H241L242 166L240 164L244 163V160L246 161V159H247L246 157L247 156H248V158H250L249 156L251 154L247 155L248 152H246L247 156L246 157L244 156L245 159H244V157L241 158V156H240V158L242 160L244 159L243 162H242L241 159L239 161V156H238V152H237L238 149L237 148H239L238 145H240L241 142L244 143L245 137H244L243 141H242V137H241V135L243 133L240 135V132H238L241 138L237 139V137L235 136L236 137L235 140L232 139L234 137L233 134H232L233 137L230 138L232 140H230V139L227 140V137H230V135L227 133L229 136H225L226 133L225 134H220ZM180 134H179V136H180ZM185 134H186V132H185ZM185 134L184 133L181 134V137L182 138L185 137L186 136ZM19 135H21V134H19ZM37 135L38 134H36V136ZM50 135H52V136H50ZM50 135H49L50 137H53V134H50ZM188 135L189 134H187V136ZM236 135L239 136L238 134H236ZM28 136H29V138L31 137L30 135H28ZM187 136L185 137L186 139H188V137L190 138V136H188V137ZM213 136H214V134H213ZM259 136L261 137L262 134L259 135ZM164 138H165V136H164ZM251 138H250V140H251ZM259 138H256V139L253 138L254 140H256V142H253V144H251V145H255L256 144L255 146H258V145L260 146L261 144L259 142L261 141V138H260L259 142L257 143V140ZM22 139L20 138V140H22ZM248 139H249V137H248ZM31 140H33V139H31ZM245 141H247V140H245ZM28 142H29V140H28ZM67 142H69V140ZM180 142H179V144L177 143V145H180L181 143H183V142H181V143ZM185 142H187V141L185 140ZM246 143L250 144L251 142L247 141ZM7 145H8L9 148L7 147ZM166 145H165V147H166ZM15 146L13 148H15ZM98 146L101 147L100 145H98ZM103 146H106V145H103ZM252 147L254 148V146H252ZM261 147L262 146H260V148ZM88 148H89V150H88ZM178 149H179V147H178ZM168 150H169V148L166 150V152ZM172 150H174V149H172ZM172 150H169V151H172ZM175 151H176V149H175ZM28 152H25V153H28ZM96 152H98V151H96ZM185 152H186L185 149H183L182 151H178L179 154L181 153V154H184V155L186 153L188 154V152H190V151H187L186 153ZM251 152H252V150H251ZM175 153L176 152H174V154ZM178 153L175 154V155H179ZM235 153H236V155H235ZM10 154L12 155V153H10ZM190 154H191V152H190ZM190 154H188V155H190ZM239 154L243 156L244 153L241 154L239 152ZM253 154L255 156V153H252V155ZM27 155L24 154V156H25L24 162L27 159L26 158ZM175 155H173L172 157L176 158ZM184 155H182V157H184ZM236 156H238V160L236 159L237 158ZM179 157H180V155H179ZM260 157H261V155H260ZM159 158H161V157H159ZM159 158H157V159H159ZM261 158H263V157H261ZM105 159H108V158H105ZM28 160H29V158H28ZM159 160H161V159H159ZM179 160H181V159L179 158ZM235 160L239 161V163L241 162L240 164H238L239 166L236 165V168L234 167L235 164L233 165V163H232V166L229 165V163L231 164V162H233ZM14 161H15V159H14ZM21 161L23 162V159H21ZM21 161L19 162V160H18L17 161V165H18V162L21 165L22 164ZM27 161H26V163H27ZM111 161H112V159H111ZM162 161H160L161 163L160 162L157 163V164H159L158 167H160L159 171H155L156 168H157V166H155V170H153L154 172L151 171L152 173H150V175L148 174L149 178L148 179L146 178L145 181L143 182V184H140L141 188L138 187V188H140L139 192L137 193L138 195L134 194V196H136V197H134V196L132 197V198H135V199H132V200H135V201H133L134 205L131 207V210H130L131 213L129 212L130 215L127 214L129 219H126V221L127 222L129 221L128 222L129 225H127V223L125 222V225H126V227H125L126 229L125 230H126V232H128L127 233L128 237L126 238V236H125L126 233H125L123 240H125V238H126V240L124 242H126L125 244L127 245L125 248L128 247V250H129V251H127V254H128V252H131V253H135L136 252L135 254H137V256H138V258H137V260L135 261L134 264H165V262L169 261L170 255L171 254L174 255L173 253H171L172 252L171 248H175L176 245H175V247H173L172 244L173 243L174 244L178 243V242H175V241L179 240V236L181 235L180 234L177 238H175L176 237V231H175V234H174L175 237H174L173 233H171V231L168 228L164 227V226L167 225V223H168V222L166 223V221L170 217L172 218L171 211H173L172 210L173 207L175 209L174 211H176V208L178 207V203H179V200H180V199L178 200V198L180 197L179 196L180 193L182 195L183 192H182V189H180L179 192H177V189L179 187H181V186H179L178 188L176 186H177V183H179V181L182 182L184 180V178H186L185 177L186 175L185 176L181 175V176H184V177H183V179L179 177L180 178L179 181L177 180V178L175 179V177H177L176 175L180 174L179 171H181L180 169L179 170L177 169V167L180 166L181 161L180 162L176 161V162H179V166H177V167L174 166V168L177 169V172H176V170L174 168H172L174 171L171 170V171L174 172V174H172L173 172L170 173L171 171L169 172L171 176H166V174L164 172H162V176H161L162 180L159 181L160 177L157 174H159L162 171L161 170L162 169V165L161 164H163ZM183 161H184V158H183ZM237 161H235V162H237ZM34 162H35V160H34ZM28 163H29V161H28ZM28 163H27V165L25 163H23L22 164L23 167H19L20 165L17 166L19 171L21 172V170L24 169V165H25V167L26 166L28 167V165H29ZM164 163H166V162H164ZM10 164H11V162H10ZM260 164L263 165V162L262 163L260 162ZM103 165H105V164H103ZM185 165H186V163H185ZM255 165H257V163ZM70 166H67V167H70ZM181 166H182V164H181ZM181 166L179 168H181ZM243 166H245V165H243ZM259 166H261V165H259ZM71 167H70V170H71ZM247 167H248V165H247ZM20 168H22V169L20 170ZM256 168H258V167H256ZM6 169H8V168H6ZM25 169L23 170V173H25L24 172ZM170 169H171V167H170ZM16 170H17V168H16ZM70 170H69V172H70ZM108 170H109V168H108ZM240 170L242 172H243V170H244V172L246 171L245 168L243 169V167ZM208 172H210L211 174H209ZM248 172H249V174L247 173V180H249V187H247V188L245 187L246 190L248 191L247 195H242V194L240 195V193L239 194L237 193V195H235V196L232 195L231 198H228L229 201L227 202V205L225 206L226 209H227L226 211L230 212V216H229L230 217V223H229L230 224V229L229 230H230V236H231L230 238H226L227 234L223 233L228 228L225 227L224 231H222V230L220 231L221 226L219 224L224 223V222H221L218 225L215 224V227H213L214 223H212L213 225H211V223H209V222L208 223L210 225H208L207 222H206L207 224L205 223V221H207L206 218L212 216V214L214 213V212H212V210H213L212 207H210V208H212V210L210 209V212H209L208 208H207V210H205L204 208H206V207L201 205V203L204 202L205 197L207 198L206 200H209V197H208L209 195L208 196L205 195L206 189H204V188H207V187H205V184L208 183V182L205 183L206 179L204 178V180H203V178H202L201 180L199 179L200 180L199 181L198 178H197L198 182H193V183H191L189 185L188 188H186V190H188V192L192 191L191 194L193 196L191 198L192 199L191 201H193L192 202L193 205L190 204V206H189L190 209L188 208L189 210L185 209L187 211L186 213L182 212L185 215V216H183L181 214L183 216V218H182L183 221L182 222H185V225H186V223L187 224H191V226H189V227L190 228L193 227L192 229L195 228L194 229L195 231L199 230L198 233H199L200 237L201 236L202 237H206L207 235L209 236V234L211 233V234H215V237L217 236L216 238L218 240L222 241V242H220V241L216 240V242H218V243H216L215 242L216 238H214V236L212 235L213 238H214V244L212 246L217 247V245H215V243L218 244V247L214 248L215 250L217 249L216 253L214 252L215 253L214 254L212 252L213 255H210L211 257L206 254L207 256H209V258H205L207 260V261L205 260L206 263H205L204 260H202V261L200 260V258L203 259L202 257L198 258L199 260L197 259V264L199 263V261L200 262L204 261L202 264H264V169L263 168H258L257 170L256 169L255 170L252 169L251 172H250V170ZM163 173L165 174L164 176H163ZM175 173H176V175H175ZM8 174H9V172H8ZM212 174H214V175H212ZM245 174H246V172L244 173V175ZM9 175H11V173ZM53 175L57 176L59 178V181H58V179H55L57 177H55ZM215 175L217 176V178L218 177H223V176H225V178L224 177H223L224 179L223 178H219V181H218V180H215V178H216V177L214 178ZM244 175H243V177H244ZM93 176H94V174H93ZM64 177H65V175H64ZM212 177H213V179H211ZM240 177H242V174L240 175ZM6 178H7V176H6ZM234 178L237 181L234 180ZM210 180H209V183H210ZM66 182H67V180H66ZM217 182H214L213 185L215 186V183H217ZM89 183L91 184V180L89 181ZM247 183H248V181H247ZM179 184H181V183H179ZM211 184H212V181H211ZM244 184H246V182ZM67 185H69V184H67ZM231 187L233 188V190H231ZM210 188H211V186H210ZM92 189H93V186H92ZM203 189L205 190V192H204ZM189 190H191V191H189ZM207 190H208V188H207ZM246 190L243 191L241 189V192L246 194V192H247ZM96 191L98 192V190H96ZM202 192H204V193H202ZM215 192L213 191L212 193H215ZM207 193H209L210 196L212 194L210 192V190L207 191ZM98 194H99V192H98ZM215 194L218 195V193H215ZM57 196H59V195H57ZM212 196H214V194H212ZM49 197H50V199H49ZM56 198H58V199H56ZM201 198H204V199H201ZM210 199H211V197H210ZM201 200H203V201L201 202ZM212 201L213 200H209V201H206V202L208 203V202H212ZM215 201H214V203H215ZM51 202L52 203L54 202L52 204L53 207H49V206H51ZM220 202H218V204ZM47 203H49V204L46 205ZM67 203H69V204H67ZM205 203L203 205H205ZM55 204L57 206H55ZM70 204H72V205H70ZM211 204L209 206H213V203H211ZM221 205H217V206L222 208L223 206L221 207ZM175 206H177V207H175ZM217 206L214 207V210H216ZM116 207H117V205H116ZM73 208H77L76 210L74 209L75 212L73 211ZM87 210H85L84 212L87 213ZM80 211H79V213H80ZM206 211L209 212V213L207 214ZM55 212L56 213L57 212L61 213L60 216L58 215L59 219H57L56 216L53 217L54 215L51 216L52 213L55 214ZM218 212H220V211H218ZM216 213L217 212L215 211V214H213L212 217H214V215H215V218H216V216H217ZM223 213H225V212H223ZM62 214L64 215V218L66 217L65 218L66 220L69 218L67 220V222H71L70 224L67 223V225H66V222H65V226H67L66 229L62 225L64 223V221H66V220H64ZM91 214H93V213H91ZM206 214L208 216H206ZM220 214H221V212H220ZM100 215H102V214H100ZM181 215H179V216H181ZM204 215L206 216V218H205ZM173 217L175 218V216H173ZM220 217H221V215H220ZM61 218H63L64 221ZM85 218H86V216H85ZM201 218H205V219H201ZM215 218H213V219L216 221V223L220 222L218 220V219H220L219 216H217V218H218L217 220ZM209 219H211V218H209ZM60 220L63 222L62 224L60 223L61 222ZM203 220H205V221H203ZM203 222L205 223V225L203 224ZM164 223H166V224H164ZM84 224H85V221H84ZM86 224H89V223H86ZM192 224H193V226H192ZM194 224L196 225L197 228L194 226ZM185 225H184V227L186 228ZM198 225L200 227H198ZM206 225H207V227H205ZM216 225H217V227H216ZM224 225H226V224H224ZM70 226H71V229L68 228ZM127 226H129V227H127ZM209 226L210 227L212 226L211 227L212 230L208 229ZM204 227H205V229H204ZM218 227H220V228H218ZM190 228L188 230H191ZM214 228L216 229V231H218V232H220L222 234H220L218 232H214L215 231V230H213ZM222 228L224 229V226H222ZM64 229H65V231H68L65 234V237H67V239H65V240H67L66 243H68L67 245L69 247L68 248L69 250L67 249L68 251L66 250L65 253H68L66 255L72 257V260L69 257L64 258L65 256L63 257V259H65V260L70 259L71 261H69V262L59 261L58 259L60 258L61 255H59V258L56 260V258L58 257L57 255L60 252L59 249L62 248V241L63 240L60 238V236H61L60 234H61V232L65 233ZM166 229H167V231L168 230L170 231V233H168V234H170V235L172 234V236L175 238V240H173V238H172V240L174 242L173 241H171V242L170 241L169 242L165 241L167 239L164 238V232H165V236H168V234H166ZM243 229H246V231L244 232V234H242V233L241 234L247 238V241L245 243H242V242L238 243V239L239 238H244L240 234V231H242ZM180 232H182V231H180ZM67 234H70V235L74 234L75 236L76 235L77 236L76 237L75 236H69V235L66 236ZM177 234H179V233H177ZM211 234H210V236H211ZM224 234L226 236H223ZM62 235H64V234H62ZM111 235H110V237L108 239L109 240V245H110V248H112L113 251L116 252L117 250H115V248L117 249V246L115 247L114 244H113V239L115 237L113 238V236H111ZM172 236H170V237H172ZM212 236H211V238L210 237L209 238L213 239ZM65 237L63 236L62 238L64 239ZM68 237L70 238V240H69ZM106 237H107V235H106ZM209 238H208V240H209ZM104 239L106 240V238H104ZM89 240L91 241V239H89ZM90 241H89V243H90ZM85 242H86V240H84V243ZM193 243H195V242H193ZM206 243H208V242H206ZM210 243H211V241H210ZM219 244H221V246ZM115 245H116V243H115ZM121 245H123V244H121ZM231 245H233L234 250H232L233 247ZM64 246H66V245H64ZM104 246L106 247L107 243ZM195 246H196V244H195ZM235 246H236L237 249H235ZM187 247L188 246H186V248L185 247L184 248L187 249ZM208 247H211V245H209ZM108 248H109V246H108ZM184 248H182V249H184ZM240 248L241 249L245 248V249H244V251L243 250L241 251ZM176 249L177 248H175V250ZM214 249H212V250L214 251ZM83 251H85V250H83ZM110 251H111V249H110ZM124 253H126V252H124ZM181 253H183L182 250H181ZM61 254L65 255L63 252ZM195 254L196 253H194V255ZM192 255H193V253H192ZM196 255H195V257H196ZM200 255H201V253H200ZM55 256H57V257L55 259H53V257H55ZM81 256L83 258H81ZM175 256H176V254H175ZM116 258L117 257L115 256V258L113 257L112 260L106 259L107 261L104 260L105 263L103 262V264H116ZM125 258H127V257H124V259ZM87 259L85 258V261ZM184 259L186 260L187 258L185 257ZM85 261L82 264H87V263H85ZM188 261H189V259H188ZM192 261H193V259H192ZM170 262H171V260H170ZM132 263L133 262H131V264ZM90 264H93V263H90ZM188 264H192V263L190 262ZM199 264H201V263H199Z\"/></svg>",
    "mask_w": 264,
    "mask_h": 264
}]
</instances>
